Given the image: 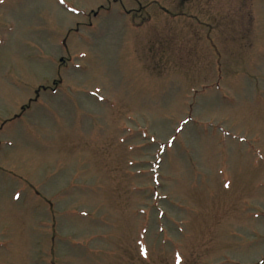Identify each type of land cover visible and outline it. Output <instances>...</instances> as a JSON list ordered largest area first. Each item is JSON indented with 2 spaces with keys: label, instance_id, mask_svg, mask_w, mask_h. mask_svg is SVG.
Segmentation results:
<instances>
[{
  "label": "rangeland",
  "instance_id": "1",
  "mask_svg": "<svg viewBox=\"0 0 264 264\" xmlns=\"http://www.w3.org/2000/svg\"><path fill=\"white\" fill-rule=\"evenodd\" d=\"M115 1L0 0V264H264V0Z\"/></svg>",
  "mask_w": 264,
  "mask_h": 264
},
{
  "label": "flooded vegetation",
  "instance_id": "2",
  "mask_svg": "<svg viewBox=\"0 0 264 264\" xmlns=\"http://www.w3.org/2000/svg\"><path fill=\"white\" fill-rule=\"evenodd\" d=\"M114 2L116 3L115 0H114ZM94 17H95V16H94ZM62 44H63V47H66V41H63ZM59 60H60V61H59L60 65H65V60H63L62 58L59 59Z\"/></svg>",
  "mask_w": 264,
  "mask_h": 264
}]
</instances>
